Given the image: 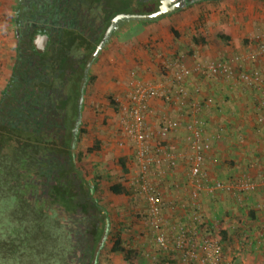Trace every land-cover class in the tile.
Segmentation results:
<instances>
[{"label": "trees", "instance_id": "obj_1", "mask_svg": "<svg viewBox=\"0 0 264 264\" xmlns=\"http://www.w3.org/2000/svg\"><path fill=\"white\" fill-rule=\"evenodd\" d=\"M182 1L186 7L200 0ZM15 3L14 61L0 96V264H90L105 227L109 233V222L100 204L101 178H90L71 152L79 85L86 61L111 19L119 14H151L159 1ZM137 22L124 20L118 26ZM38 35L49 38L43 54L33 45ZM194 39L196 45H204L205 38ZM220 39L230 41L226 36ZM232 41L238 48L239 41ZM179 58H173V65ZM169 64L160 67L161 75H168L173 66ZM89 73L86 85L95 80ZM197 118L201 120L200 115ZM246 121L252 123L256 143H263L256 133L260 127L255 117ZM147 125L152 129L148 121ZM98 146L96 142L86 154L97 152ZM120 165L124 170L122 162ZM109 192L117 196L128 193L120 184L110 186ZM221 235L227 240V233ZM111 252L121 254L126 262L132 255L118 235Z\"/></svg>", "mask_w": 264, "mask_h": 264}, {"label": "rangeland", "instance_id": "obj_2", "mask_svg": "<svg viewBox=\"0 0 264 264\" xmlns=\"http://www.w3.org/2000/svg\"><path fill=\"white\" fill-rule=\"evenodd\" d=\"M15 1H9L10 8L7 9L10 13L3 16V19H9L8 30L9 32L12 30L11 32L14 35ZM5 5L9 7L8 1H6ZM257 15L260 17L258 20L262 22L261 27L264 28V0H244L240 2L238 0H223L216 3L200 0L198 3L181 7L177 11L161 17L164 20L161 23H159L158 19L153 21V25L149 29L143 30L144 33L142 34H140L142 28L139 24L124 23L110 35L104 49L90 68L89 74L95 77V80L89 85L85 84L80 124L77 130V141L75 142L74 150L75 155L79 157V165L86 171L88 176L90 178H101L99 198L101 206L108 215L109 233L106 235L104 245L98 253L96 264H161L152 259L158 252L149 240L150 232L144 200L131 191L130 194L128 193V197L113 195L109 192L111 184L126 183L131 178V175L133 178L135 171H138V164L134 158L135 147L133 144L127 141L120 147L116 142L122 140L120 132L123 128V121L118 106L125 101L130 90L129 84L131 82H142L136 76H133L130 73V69H128L127 78L117 84L124 90L121 94L122 100L116 101L115 94L112 93L109 86L111 87L110 82H117V80L108 79L106 69L110 67L112 58L123 52L131 54L129 49L131 50L133 46L124 49L119 47V44L116 46L115 43L149 42L147 46H150L149 48L152 50L155 48L153 42H180V45L171 46V49L168 50L170 52L168 57L173 59L180 55L187 58L192 56L193 58V56H199V54H196L197 51L193 49L196 45L193 40H195L194 38L200 40L203 37L208 42V44L203 46L204 49L210 50L212 48L217 51V58H222L227 56L226 54L233 53L232 45L228 43L233 38L238 37L240 42L244 40L251 42L249 40L250 37H255L262 33L257 31L260 28L256 19ZM97 25H99V22L96 23ZM228 34L232 38L230 41L227 42L220 39V36H227ZM137 36L139 38H135ZM13 44L14 42H3V46H0V96L12 70L15 53V45L13 47ZM246 44L243 43L240 50L248 47ZM219 47L221 48L219 49ZM200 48H202V45H200ZM220 51H222V54ZM133 70L135 69H131V71ZM164 70L167 69L164 68ZM170 71L171 69L168 70L167 74ZM160 80L162 81V78L158 79L157 82ZM244 92L249 95L253 94L250 89H244ZM240 97L243 99L242 101L246 99L245 96ZM109 108L111 110L108 112ZM158 116L155 117L156 123L158 122ZM151 125L154 126L153 124ZM96 142H98V145L101 144L98 146L97 152L86 154V150L93 147ZM152 143L156 144L157 139L153 140ZM111 144H115L113 150L119 147V153L114 154L113 151H105ZM103 146L105 148H102ZM108 154V159H104ZM120 162L123 163L126 170H129V177L122 175ZM101 170H105L108 175L105 176L104 173H101ZM116 170H118L119 174L116 173ZM233 176H229L227 179H234ZM223 203L214 199L207 201L204 206L208 212L205 214V211H202L206 220L202 229L204 227L205 231L215 238H222L221 232H227L228 228L235 226L238 228L235 239H233V235L232 237H227V240L221 239L229 251L228 260H230L231 264H264V253L253 256L252 252L244 251L239 234L244 231H249L251 234L252 222L248 218L250 210H252V203L248 202L243 208H239L231 202L227 204V207H224ZM202 208L204 210L203 206ZM241 209L243 210L242 212L240 211ZM246 227L248 229H245ZM117 235L122 238L124 246L132 253L129 262L124 261L121 254H113L111 252L112 244Z\"/></svg>", "mask_w": 264, "mask_h": 264}, {"label": "built area", "instance_id": "obj_3", "mask_svg": "<svg viewBox=\"0 0 264 264\" xmlns=\"http://www.w3.org/2000/svg\"><path fill=\"white\" fill-rule=\"evenodd\" d=\"M249 47L233 56L221 59L202 60L193 56L191 67L186 64V57L180 56L172 66V71L162 76L159 82H131L130 90L123 103L118 106L123 121L118 146L129 141L135 147L134 158L138 164L135 177L127 180L130 191L141 196L146 205V219L149 226V240L157 250L153 256L155 262L170 264L177 260L180 264H231L222 242L205 231L202 226L205 219L202 213L200 195L205 192L211 197H220L223 193H231L240 205L245 201L244 195L264 188V180L255 183L246 178L232 179L225 183L212 180L205 171V157L211 146L205 137V122L198 115L212 106L211 98L202 97L196 86L191 95L185 82L190 76L203 80H215L232 90L250 89L255 94V121L260 128L264 127V71L254 64L264 61V34L250 37ZM250 64L254 66L248 68ZM159 99L181 111L188 106L191 121L186 126L189 134L185 137L188 148V183L184 185L187 202L179 208L186 212L188 224L167 227L163 219L165 207L162 187L159 181L176 166L177 154L165 143L167 136L180 127V119L164 115L158 128L151 129L147 125V117L151 113L149 101ZM187 100V105L184 103ZM183 113H186L183 111ZM179 117H182L184 114ZM188 115V114H187ZM182 119V118H181ZM260 129L256 130L259 133ZM216 139L219 137L214 136ZM157 139V143H152ZM165 143V144H164ZM264 150V144H263ZM183 156H181L182 158ZM178 189L179 186L172 185ZM173 212L176 207L171 206ZM257 210H264V199L257 204ZM264 232V227H263ZM242 247L244 251L251 250V240L243 232Z\"/></svg>", "mask_w": 264, "mask_h": 264}, {"label": "crops", "instance_id": "obj_4", "mask_svg": "<svg viewBox=\"0 0 264 264\" xmlns=\"http://www.w3.org/2000/svg\"><path fill=\"white\" fill-rule=\"evenodd\" d=\"M6 1H8L9 7L5 5ZM9 1L11 2V0H0V43L2 42L0 46H3V42H14L13 44L14 47L15 35L13 32H11L12 30H10V32L8 30L10 21L9 19L7 20L3 19V16H6L8 13H10V11L8 12L7 9L10 8ZM238 1L240 2L244 0H238ZM259 18H260L259 15H257L256 19L258 20ZM158 20L159 23L164 21L161 18H159ZM152 23L154 22L151 21V22L136 23L137 25L139 24L142 28V32L140 34L144 33L143 30L149 29L150 26L153 25ZM261 25L262 22L258 20V26L260 28L258 27L259 29H257V31L258 32L261 31L262 33H264V28H262ZM230 33L232 32L230 31ZM226 37L230 38L231 36L230 34H228ZM135 38H139V37L137 36ZM231 39L232 38H230V40ZM234 39L238 40V37L233 38L232 40ZM232 40L231 42H228L229 44L232 45L233 48L232 50L233 53H229L231 55L226 54L227 56L229 55V57L237 53H240L242 51L244 52L249 47V45L246 44L248 45V47L240 50L244 42H240L238 40L239 47L235 48ZM148 43L149 42H116L115 43L116 46L117 44H119V47L121 48L123 47L124 49H128V47L130 48L131 46H133L131 50L129 49L131 54H128L127 52H123L122 54L117 55L116 57L110 60V65H109L110 67H107L106 69V74L109 77L108 79H113L115 81L117 80V82H110L111 87L109 86L112 93L115 94V97L117 99L116 101L122 100L121 94L124 90L120 88V86H117V84L119 81H122L123 79L127 78V75L129 74V72L127 71L128 69H130V73L133 74V76H136L142 82H155L158 79L162 78L161 72L159 71L162 65L169 63L173 65V59L168 57V55H170V52H168V50L171 49L172 45L175 46L180 45V42H153L155 44V48L152 50H150L149 48L150 46H147ZM206 44H208V42L205 39L202 48H200L201 44L194 46L193 49L197 51L196 54H199V56H196L197 59L215 60L218 56L217 51L213 50L212 48L210 50L204 49L203 46H205ZM220 48L221 47H219V49ZM172 50L174 49L172 48ZM220 53L222 54V51H220ZM0 55H1V51H0ZM193 61L194 59L192 58V56L188 58L186 57L185 62L187 66L191 67ZM254 65L264 71V61L257 62ZM254 65L250 64L248 68H251ZM131 69H135V70L131 71ZM170 69H172V66L170 67ZM185 86L187 88L188 93L190 94L188 98L189 101L193 97L191 95V91H193V89L196 86L200 88L202 97L211 98L212 100V106L205 109V111L200 114L201 120H204L206 124L204 128L205 137L209 140L211 146L209 152L205 157V162H204L205 171L207 172L208 176L212 178V180L215 179L228 183L232 179L230 180L227 178L229 176L234 175L233 176L234 179L246 178L250 181L255 182L256 184L257 183L261 184V182L264 180V152H263L264 150L262 148L264 144V127L261 131L259 130V133L261 134L260 141L261 140L263 141V143L259 144L256 143L258 137L254 132L252 123L249 122L248 124L246 121L247 119L251 120V118L252 117L254 118L255 116V107H254L255 94L254 93L252 95L245 94L243 89L232 90L228 86L223 85L219 81L203 80L201 78H197L196 76H190L189 79H187V81L185 82ZM240 96H245L246 99L242 101L243 99ZM184 103H186L187 105V100ZM149 106L151 108V114L150 116L148 115L149 117H147V121L150 125L151 124L154 125V126L151 125L152 129L155 130L156 127L158 126L157 125L158 122L156 123V118H155L158 115H159L158 117H161V115H166L171 118H176V119L178 118L180 119L181 122L180 123L181 125L178 128V130L171 133L165 142L170 146L172 151L178 156L176 159L175 169L173 172H170L165 177H163L159 181V184L162 187L163 197L165 202V207L162 214L165 225L171 228L172 226H177L179 224H188L186 212L182 211L179 207L183 205L184 202H187L184 193L185 192L184 185L188 183L189 176H188L187 157L184 158V155H187L189 152L184 140L185 137L189 134L187 125L190 123L192 117H190V113H188V106H187V111L185 107L182 108V110L185 111L186 113H183V111H181L177 107H172L170 105H167L166 103L162 102L159 99H151L149 101ZM110 110L111 109L109 108L108 112ZM179 113H182L184 115L182 117H179L181 115ZM214 136L219 138L216 139ZM239 136H242L241 137L242 139L237 140ZM114 147L115 144H111L110 147L105 151L108 152L113 151L114 154L119 153V147L118 149L113 150ZM102 148L105 147L103 146ZM258 154L260 155L258 157H255ZM108 156L109 154L106 155L104 159H108ZM181 156L183 157L181 158ZM101 173H104L105 176L108 175V173L105 170L104 171L101 170ZM116 173L119 174L118 170H116ZM129 173L130 172L128 169L127 170L125 168L124 170L122 169V175L124 177L126 176L129 177L130 175ZM136 174L137 172L135 171V175L133 177H135ZM116 184H120L130 194V189L127 186V182L126 183L121 182ZM112 185L115 184H111V186ZM172 185L174 186L178 185L179 188L174 189L172 188ZM128 193L127 195H123V196L128 197L129 196ZM244 197H245V201L240 205V203L237 202L235 196L232 195L231 193L225 192L220 197H211L207 195L205 192H201L200 205L201 208L202 206L204 207V210L202 211H205L206 214L208 210L206 211L204 205L207 204V201L209 199H214L217 200L218 202L220 201L224 202L223 203L224 207H227V204H230L231 202L232 204L234 203L235 206H238L239 208H243L246 204H248V202H251L252 210H250L249 218H248V220L252 222L251 230H250L251 234L249 233V231L248 232L244 231L248 235L252 243L251 250H248V252H252L253 256H255L256 254L262 255L264 253V232H263L264 210H257L256 206L264 199V188L262 187L258 188L255 192L246 194L244 195ZM173 205L176 207L175 212H173L171 209V206ZM240 211L242 212L243 210L241 209ZM239 214L241 213L239 212ZM245 229H248V227H246ZM225 233H227L226 237L229 236L232 237L233 235V239H235V235L238 233V228L232 226L231 228H228L227 232ZM239 234L241 236L240 239L243 240V237L241 235L242 232ZM217 239H219V241L222 242L224 250L228 257L229 251L226 249L225 243H223V241L221 240L222 238H217ZM177 262H178L177 260H174L171 261L170 264Z\"/></svg>", "mask_w": 264, "mask_h": 264}, {"label": "water", "instance_id": "obj_5", "mask_svg": "<svg viewBox=\"0 0 264 264\" xmlns=\"http://www.w3.org/2000/svg\"><path fill=\"white\" fill-rule=\"evenodd\" d=\"M182 5H183L182 0H160V4H159L157 11H155L151 14H147V15L119 14V15L115 16L113 19H111L107 29L105 30V32L102 36V39L100 40L99 44L96 46L95 50L91 53V55L89 56L88 60L86 61L85 66H84L83 78H82L80 85H79L80 96H79L78 102H77L78 115H77L73 130H72V138H71V143H70L71 148H72L71 149L72 154L74 153L76 134H77L78 126L80 124V112H81V106H82V102H83V91H84V87H85V84L87 81L88 73L90 72V68H91L93 62L99 56L104 45L108 41L110 35L112 34L113 30L116 28L118 23L121 21H124V20H126V21H140V22L155 21V20H157L163 16L169 15V14L177 11L178 9H180L182 7ZM48 42H49V38L47 36H45V35L36 36L34 41H33V45H34L36 52L38 54H43ZM106 235H107V227L104 228V230L101 234V237H100L99 241L97 242V244L94 248V252H93V256H92L90 264H96V259H97L98 253L104 245V242L106 240Z\"/></svg>", "mask_w": 264, "mask_h": 264}, {"label": "flooded vegetation", "instance_id": "obj_6", "mask_svg": "<svg viewBox=\"0 0 264 264\" xmlns=\"http://www.w3.org/2000/svg\"><path fill=\"white\" fill-rule=\"evenodd\" d=\"M159 4H160V1H159ZM158 7H159V5H158ZM157 9H158V8H157ZM156 11H157V10H156ZM139 22H140V21H138L137 23H139ZM123 24H124V23H123ZM121 25H122V24H120L119 26H121ZM117 26H118V25H117ZM117 26H116V28L119 27V26H118V27H117ZM116 28H115V29H116ZM115 29H114V30H115ZM107 42H108V41H107ZM107 42H106V43H107ZM105 45H106V44H105ZM105 45H104V47H105ZM104 47H103V49H104ZM103 49H102V50H103ZM97 58H98V57H97Z\"/></svg>", "mask_w": 264, "mask_h": 264}]
</instances>
